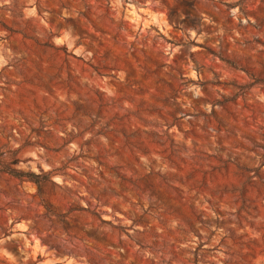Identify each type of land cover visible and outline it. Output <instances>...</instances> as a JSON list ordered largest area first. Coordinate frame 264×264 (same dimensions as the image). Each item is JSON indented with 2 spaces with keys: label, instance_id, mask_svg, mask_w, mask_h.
Listing matches in <instances>:
<instances>
[{
  "label": "rangeland",
  "instance_id": "374dc122",
  "mask_svg": "<svg viewBox=\"0 0 264 264\" xmlns=\"http://www.w3.org/2000/svg\"><path fill=\"white\" fill-rule=\"evenodd\" d=\"M0 264H264V0H0Z\"/></svg>",
  "mask_w": 264,
  "mask_h": 264
},
{
  "label": "trees",
  "instance_id": "16d2710c",
  "mask_svg": "<svg viewBox=\"0 0 264 264\" xmlns=\"http://www.w3.org/2000/svg\"><path fill=\"white\" fill-rule=\"evenodd\" d=\"M5 170H10V172L14 173V174H19L20 176H30L29 173H24L23 171H16L15 169H10V167H6ZM34 176L37 178L36 182L39 183L40 182V178L43 177V178H46V175L44 176H41V175H35ZM39 178V179H38Z\"/></svg>",
  "mask_w": 264,
  "mask_h": 264
}]
</instances>
